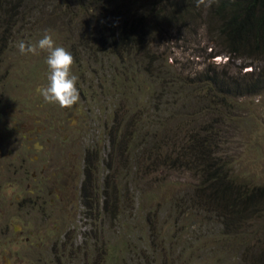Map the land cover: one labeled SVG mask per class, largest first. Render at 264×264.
Instances as JSON below:
<instances>
[{"label": "rangeland", "instance_id": "rangeland-1", "mask_svg": "<svg viewBox=\"0 0 264 264\" xmlns=\"http://www.w3.org/2000/svg\"><path fill=\"white\" fill-rule=\"evenodd\" d=\"M78 9L76 0H8L0 8V44L11 38L0 56V264H251L255 255L264 263V206L239 221L214 203L194 207L188 196L200 170L182 161L170 167L175 155L166 156L173 141L206 127L224 167L263 186L264 90L226 98L217 123L215 112L205 114L187 93L167 95L161 77L148 75L166 67L188 81L206 70L243 74L239 60L229 67L224 54L209 56L205 20H159L130 54L98 50L87 62L82 45L104 44L112 27L87 25L91 17ZM111 21L117 31L121 23ZM45 31L75 60L80 100L70 109L37 92L48 83L47 53L17 47ZM151 137L158 145L149 154ZM86 159L97 182L87 195L93 208L80 197Z\"/></svg>", "mask_w": 264, "mask_h": 264}, {"label": "trees", "instance_id": "trees-1", "mask_svg": "<svg viewBox=\"0 0 264 264\" xmlns=\"http://www.w3.org/2000/svg\"><path fill=\"white\" fill-rule=\"evenodd\" d=\"M7 2L8 0H0V8ZM76 3L82 16L91 17L88 18L87 25L90 26V20L95 19L103 25L111 23L112 27L109 30V40L104 44H96V47L87 41L82 45L87 62L96 57L98 50L104 51L103 54L106 55L118 49H122L120 54H130L137 37L147 38L148 34L155 31L159 20L167 26L185 22L196 25L205 20L206 39L213 44L210 49H213V52L209 56L217 58L219 54H224L229 67L239 60L240 69H245L243 74H209L206 70L196 73L197 80L188 81L166 67L156 68L161 71L148 75L151 82L161 77L158 84L160 89L162 87L166 90L167 95L173 93L180 100L185 98L184 93H187L191 97L188 102L203 104L205 114L215 112L214 119L217 123L221 115L219 106L223 107L226 98L257 94L264 90V0H204L199 7L197 0H76ZM135 17H138L137 21ZM111 18L113 22L121 23L117 31L112 26V21L110 22ZM141 20L144 21L140 22ZM10 40L9 37V42L0 44V56L4 55L5 44L8 45ZM131 58L133 57L130 56V60ZM165 76H168V79L165 80ZM173 82L177 83V89L172 88ZM200 83L205 85H199ZM186 87L192 88L191 92L186 90ZM196 87L201 88L200 91L196 90ZM152 97L154 98L153 95ZM220 98L222 101H219ZM184 105L181 104L180 108ZM175 133L176 130L173 134ZM212 134L208 128L200 127L197 133L188 135L186 142L178 144L177 147L173 141L170 147H167L169 152L166 156L175 155L173 160L170 159L173 162L170 167H175L182 161L187 169L200 170L198 186L193 194L188 196L194 207L208 211L214 203L222 209L220 211L223 214L239 221V217L256 213L264 206V185L250 187L249 183L240 177V173L234 172L229 166L225 168L215 152L212 154ZM151 139L154 143L149 154L153 153L158 145V141L153 137ZM113 143L110 140V145L113 146ZM161 143L159 141V144ZM120 145H123V142L119 141L118 148ZM166 156L165 160L161 159L162 162L166 161ZM88 163L89 160L86 159L80 197L93 208L92 200L87 195L96 189L97 182L91 175L92 171L89 172L91 166L87 165ZM116 184V181H113L112 191ZM99 199L100 197L94 199L95 205H98L95 201ZM262 251L264 252V249ZM249 260H254L251 264H264L258 255L251 256Z\"/></svg>", "mask_w": 264, "mask_h": 264}, {"label": "clouds", "instance_id": "clouds-1", "mask_svg": "<svg viewBox=\"0 0 264 264\" xmlns=\"http://www.w3.org/2000/svg\"><path fill=\"white\" fill-rule=\"evenodd\" d=\"M203 2L204 0H197V6ZM17 47L25 55L37 54L38 50L47 53L48 83L37 89L46 103L70 109L79 102L80 93L76 86L78 77L72 72L74 57L66 48L56 45L50 31H45L42 38L34 44L19 41Z\"/></svg>", "mask_w": 264, "mask_h": 264}]
</instances>
